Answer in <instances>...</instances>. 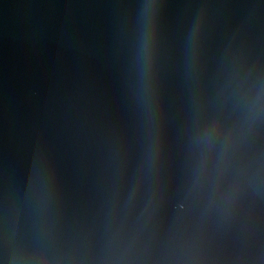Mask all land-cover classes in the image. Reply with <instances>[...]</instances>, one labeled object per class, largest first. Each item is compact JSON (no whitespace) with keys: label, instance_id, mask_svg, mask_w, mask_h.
<instances>
[{"label":"water","instance_id":"95a60500","mask_svg":"<svg viewBox=\"0 0 264 264\" xmlns=\"http://www.w3.org/2000/svg\"><path fill=\"white\" fill-rule=\"evenodd\" d=\"M0 264H264V0H0Z\"/></svg>","mask_w":264,"mask_h":264}]
</instances>
